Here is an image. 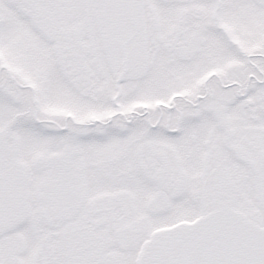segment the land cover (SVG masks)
Listing matches in <instances>:
<instances>
[{"label": "snow or ice", "instance_id": "obj_1", "mask_svg": "<svg viewBox=\"0 0 264 264\" xmlns=\"http://www.w3.org/2000/svg\"><path fill=\"white\" fill-rule=\"evenodd\" d=\"M0 264H264V0H0Z\"/></svg>", "mask_w": 264, "mask_h": 264}]
</instances>
